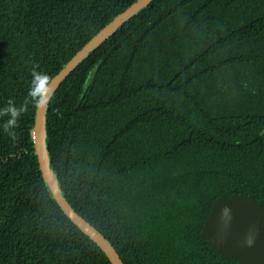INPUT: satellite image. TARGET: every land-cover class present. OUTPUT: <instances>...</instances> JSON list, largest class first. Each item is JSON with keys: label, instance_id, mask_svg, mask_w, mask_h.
<instances>
[{"label": "trees", "instance_id": "obj_1", "mask_svg": "<svg viewBox=\"0 0 264 264\" xmlns=\"http://www.w3.org/2000/svg\"><path fill=\"white\" fill-rule=\"evenodd\" d=\"M135 0H0V109ZM37 108L0 117V264H113L53 197ZM47 144L70 204L124 264H238L202 234L214 200L264 204V0H153L61 82Z\"/></svg>", "mask_w": 264, "mask_h": 264}, {"label": "water", "instance_id": "obj_2", "mask_svg": "<svg viewBox=\"0 0 264 264\" xmlns=\"http://www.w3.org/2000/svg\"><path fill=\"white\" fill-rule=\"evenodd\" d=\"M151 1L153 0H135L106 24L53 76V89L56 90L85 57ZM48 106L49 104L46 107H37L33 127L35 152L46 184L63 210L105 250L112 263L124 264L115 245L94 224L73 208L60 186L47 144ZM202 234L208 238L217 252L225 257H234L238 264H264V204L255 197L246 196L241 192L217 197L203 223Z\"/></svg>", "mask_w": 264, "mask_h": 264}, {"label": "clouds", "instance_id": "obj_3", "mask_svg": "<svg viewBox=\"0 0 264 264\" xmlns=\"http://www.w3.org/2000/svg\"><path fill=\"white\" fill-rule=\"evenodd\" d=\"M31 76V83L24 103L17 107L14 101L10 99L7 107L0 109V117H9L2 125L3 130L13 140L16 138L14 130L19 127L21 116L27 113L28 105L31 104L33 108L46 107L55 94L52 78L47 73L33 68Z\"/></svg>", "mask_w": 264, "mask_h": 264}]
</instances>
